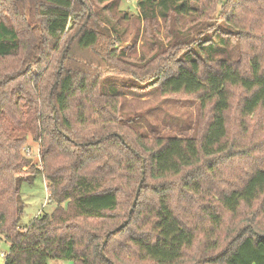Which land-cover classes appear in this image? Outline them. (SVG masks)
I'll return each mask as SVG.
<instances>
[{
	"label": "trees",
	"instance_id": "16d2710c",
	"mask_svg": "<svg viewBox=\"0 0 264 264\" xmlns=\"http://www.w3.org/2000/svg\"><path fill=\"white\" fill-rule=\"evenodd\" d=\"M143 24L156 34L145 31L139 52L128 25L138 29L137 45ZM133 84L149 95L195 99L199 121L184 133L155 126L140 133L143 116L126 120L123 112ZM236 92L242 120L264 115V0H138L136 13L123 11L121 0H0L5 264H184L200 219L209 228L194 264H264V231L245 226L233 230L230 244L219 241L225 216L264 197V168L227 193L206 182L218 171L211 160L234 149L228 119ZM28 117L42 169L21 154ZM24 166L31 168L26 175H44L55 209L22 230ZM172 189L198 196L201 216L181 218Z\"/></svg>",
	"mask_w": 264,
	"mask_h": 264
},
{
	"label": "rangeland",
	"instance_id": "374dc122",
	"mask_svg": "<svg viewBox=\"0 0 264 264\" xmlns=\"http://www.w3.org/2000/svg\"><path fill=\"white\" fill-rule=\"evenodd\" d=\"M137 3L138 0H121V9L123 11L136 13ZM159 28H161L163 34H165L163 25ZM146 30L150 34H156L154 30L145 27L143 24L137 45H134L132 42L138 29L133 25H128L127 38L129 44L130 46L136 47L139 52L143 50V46L148 39L145 35ZM227 43L231 48L236 45V41L232 44L228 41ZM129 52L135 51L130 47ZM231 54L233 58L240 57V51L234 52L233 50ZM241 96L242 95L239 92H236L234 109L228 119L230 144L234 146V149L229 155L219 156L211 160L213 165L217 167L218 171L213 178L209 177L206 181L209 184V187L218 193H227L235 188H241L253 171L258 168H264V115L258 113L252 118L242 120L236 110L237 102ZM123 104V112L126 120L130 118L133 119L136 115L143 116L137 126L139 132L142 134L150 135L151 126L158 127L161 134H168L170 132L184 133L185 129L189 126L195 127V124L199 121L200 104L195 99L183 95L168 98H163L156 94L149 95L147 88L143 84H133L131 93L127 96V99H123ZM31 120L32 117L26 118L25 126L22 129H27L28 131V142L22 148L21 154L24 159L31 160L42 169L40 145L39 143L34 142L32 133L29 131L31 130V125H27V122L30 123ZM5 125L9 128L10 126H13L14 123L9 121ZM11 128L12 127L9 129V133L12 130ZM20 134L24 133L19 131H13L11 133V135L16 138ZM30 171L31 168L28 166H24L20 169V172L24 174L21 175V180L19 182L21 188L19 201L23 206V213L21 215L19 226L22 230L29 227L40 214L52 213L55 209V205L51 203L50 194L48 193V182L46 178L44 175H37L34 178L33 175H26ZM174 181H177V179ZM6 186L7 182L2 179L0 182L1 200L5 197V195L3 197H1V195L3 194V191L5 193ZM171 194L172 203L177 213L180 216H184L181 218H187L190 220V217L194 215L197 217L201 216L198 206L202 202L198 196L188 191L179 192L176 189H172ZM225 217L224 232L221 234L219 240L222 246L230 244L233 236L232 232L236 228L247 226L251 231L263 232L264 197L257 201L252 207H250V209L242 206L238 216L233 217L227 215ZM199 222H201V231L197 245L192 250L189 258L184 264H194V262L204 255V244L207 241L205 234L209 228V224L203 219H200ZM202 222L204 223L202 224ZM106 244H108V241ZM10 247L11 244L1 237L0 264H5V258H3L2 254H7ZM229 248H231V246ZM210 255L213 256V254ZM102 256L107 258L106 248L103 249ZM49 264L73 263L66 260H54L50 261Z\"/></svg>",
	"mask_w": 264,
	"mask_h": 264
},
{
	"label": "water",
	"instance_id": "95a60500",
	"mask_svg": "<svg viewBox=\"0 0 264 264\" xmlns=\"http://www.w3.org/2000/svg\"><path fill=\"white\" fill-rule=\"evenodd\" d=\"M143 174H144V172H143ZM143 180H144V178H143ZM143 180H142V182H141V184H140V186H139V188H138V192H137V195H136V200H135V202H134V207L136 206V201H137V199L139 198V194H140V191H141V188H142ZM132 212H133V210H131V213H132ZM126 224H127V223H126ZM126 224L120 226L117 230L119 231V230L123 229V227H124ZM108 237H109V236H108ZM106 243H107V239H106V241H105V244H106Z\"/></svg>",
	"mask_w": 264,
	"mask_h": 264
},
{
	"label": "built area",
	"instance_id": "2783aa9c",
	"mask_svg": "<svg viewBox=\"0 0 264 264\" xmlns=\"http://www.w3.org/2000/svg\"><path fill=\"white\" fill-rule=\"evenodd\" d=\"M2 256H3V258H5L6 257V254H2Z\"/></svg>",
	"mask_w": 264,
	"mask_h": 264
}]
</instances>
